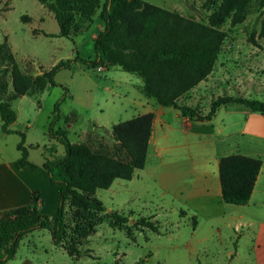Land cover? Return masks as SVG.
<instances>
[{
  "label": "rangeland",
  "instance_id": "rangeland-1",
  "mask_svg": "<svg viewBox=\"0 0 264 264\" xmlns=\"http://www.w3.org/2000/svg\"><path fill=\"white\" fill-rule=\"evenodd\" d=\"M144 1L203 24H209L211 16L225 2ZM263 20L264 0H249L242 22L233 25L229 17L219 26L225 32V40L215 67L195 90L181 98L180 104L192 106L205 115L220 96L264 102V38L260 35ZM85 27L80 34L61 37L54 14L39 1L0 0V43L7 39L20 71L38 80L29 95L17 97L9 68L0 62V80L4 78L8 84L2 100L20 115L15 127L25 133V146L34 163L65 155L64 145L49 132L55 105L63 97L62 118L55 129L66 130L72 143L86 142L94 149L105 151H113L118 142L113 139L112 128L99 127L96 122L104 119L103 123L111 127L131 120L137 106L129 100V89H133L135 97L146 100L137 87L139 76L118 67L91 68L80 62L73 70L59 71L55 86L47 85L44 79L47 87L40 91L44 72L61 60L74 59L77 55L84 59L95 58L93 44L104 25L97 14ZM147 98L152 103V98ZM67 116L71 118L69 122L65 121ZM1 126L0 117V149L3 139L7 138L5 156L12 148L9 140L20 141V137L6 136ZM150 155L149 166L152 167V151ZM152 193L158 195L160 190L152 186L147 171L136 170L132 181L117 179L110 188L96 192L95 196L106 210L85 213L90 231L79 245V258L69 256L63 246L56 245L49 230L36 229L22 239L16 256L8 264H236L226 255L232 239L234 247L236 245L231 233L224 236L222 245L217 241L198 245L196 254L189 259L182 245L193 230L184 222H176L179 216L161 218L160 223L153 221L152 210L156 203H152ZM118 215L127 222L118 219ZM143 218L153 221L158 230L143 226ZM70 226L74 227L75 222Z\"/></svg>",
  "mask_w": 264,
  "mask_h": 264
},
{
  "label": "trees",
  "instance_id": "trees-1",
  "mask_svg": "<svg viewBox=\"0 0 264 264\" xmlns=\"http://www.w3.org/2000/svg\"><path fill=\"white\" fill-rule=\"evenodd\" d=\"M37 1L54 14L61 37L69 38L84 32L85 24L97 14L104 25L94 41L95 58L84 59L77 55L74 59L61 60L50 71L44 72L40 91L45 90L48 84L57 85V73L64 69L73 70L80 62L91 68L118 67L139 76L147 97L164 107L179 109L185 117L211 120L218 108L228 103L239 104L264 115V102L257 99L220 96L212 102L210 111L205 115L179 102L212 73L225 40V32L219 26L229 17L233 25L242 22L249 0H225L211 16L209 24L188 19L144 0ZM260 35L264 38V20ZM0 62L6 63L9 68L15 96L29 95L37 86L38 80L18 68L7 39L0 43ZM7 88V81L2 78L1 127L4 133H17L21 137L17 145L21 152L17 167L33 169L52 183L59 184L61 191L56 221H52L36 204L0 214V264H8L16 256L22 239L36 229L49 230L56 245L63 246L69 256L79 258V245L90 231L85 213L106 210L95 196L97 190L110 188L117 179L132 180L136 170L145 168L154 114L147 113L115 124L112 136L118 146L113 151L94 149L86 142L72 143L66 130L55 129L62 118L60 106L65 100L63 97L55 105L49 132L51 137L64 145L65 155L39 166L28 158L25 134L10 129L17 120V112L11 104L2 100ZM70 120L69 116L65 117L66 122ZM262 164L260 158L244 155L221 159L220 180L226 203H248ZM34 200H38V196H34ZM117 217L127 222L126 218ZM73 222L75 226L71 227ZM141 223L153 231L158 230L152 221L143 218Z\"/></svg>",
  "mask_w": 264,
  "mask_h": 264
},
{
  "label": "crops",
  "instance_id": "crops-1",
  "mask_svg": "<svg viewBox=\"0 0 264 264\" xmlns=\"http://www.w3.org/2000/svg\"><path fill=\"white\" fill-rule=\"evenodd\" d=\"M137 87L146 100L135 97L133 89L128 90L130 102L137 106L132 119L154 114L147 163L142 169L152 178V186L160 190L158 195L152 193V203H156L152 220L160 223L161 218L179 216L176 222H184L193 230L182 245L189 259L196 254L198 245L210 241L222 245L224 236L231 233L236 244L234 247L232 239L226 251L231 261L264 264V115L228 103L220 106L211 120L185 117L177 108L164 107L153 99L151 103L140 77ZM19 116L17 113V120L10 126L12 131L21 132L15 127ZM103 120L96 122L99 127L115 125L108 127ZM4 134L20 137L17 133ZM6 141L4 138L0 149V214L36 204L56 221L60 185L51 183L31 168L17 167L21 156L17 138L9 140L12 148L3 156ZM151 151L152 167L149 166ZM230 155L263 161L250 200L244 205L229 204L223 198L220 161ZM47 161L34 164L42 166ZM34 196H38V200H34Z\"/></svg>",
  "mask_w": 264,
  "mask_h": 264
},
{
  "label": "built area",
  "instance_id": "built-area-1",
  "mask_svg": "<svg viewBox=\"0 0 264 264\" xmlns=\"http://www.w3.org/2000/svg\"><path fill=\"white\" fill-rule=\"evenodd\" d=\"M100 69H102V68H100Z\"/></svg>",
  "mask_w": 264,
  "mask_h": 264
}]
</instances>
